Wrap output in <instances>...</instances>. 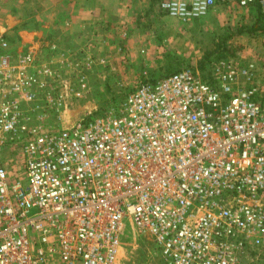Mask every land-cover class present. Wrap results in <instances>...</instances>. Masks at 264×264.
Wrapping results in <instances>:
<instances>
[{"label": "built area", "instance_id": "2783aa9c", "mask_svg": "<svg viewBox=\"0 0 264 264\" xmlns=\"http://www.w3.org/2000/svg\"><path fill=\"white\" fill-rule=\"evenodd\" d=\"M227 5L264 14V0L158 2L182 24ZM25 60L0 53V264H124L125 221L160 264L264 257V50L217 61L209 79L186 68L141 84L103 116L48 130L22 111L36 82ZM8 148L22 180L9 178Z\"/></svg>", "mask_w": 264, "mask_h": 264}, {"label": "rangeland", "instance_id": "374dc122", "mask_svg": "<svg viewBox=\"0 0 264 264\" xmlns=\"http://www.w3.org/2000/svg\"><path fill=\"white\" fill-rule=\"evenodd\" d=\"M120 1L116 9L97 7L96 15L66 30L64 16L51 25L53 15L45 10L49 0H0V37L7 44L0 53L16 66L20 57L26 58L21 71L36 80L33 98L21 103L32 123L41 129H63L103 116L139 85L186 68L209 79L210 59L202 67L200 63L207 53L210 58L222 38L228 59L243 62L263 56L262 36L236 31L253 22L254 11L216 6L205 17L182 24L162 13L158 0ZM62 6V1L57 3L58 14ZM2 159L10 180H22L16 151L8 148ZM124 223L122 263L160 264L152 240L134 235ZM251 264H264V257Z\"/></svg>", "mask_w": 264, "mask_h": 264}, {"label": "crops", "instance_id": "0c3cea01", "mask_svg": "<svg viewBox=\"0 0 264 264\" xmlns=\"http://www.w3.org/2000/svg\"><path fill=\"white\" fill-rule=\"evenodd\" d=\"M50 4L47 3L46 11L48 12V15H53L50 19L52 20L51 25L55 26V19L56 17L64 16L66 18V25L68 26L66 30L74 28L75 25L81 24V22H85L88 18H90L92 15L97 14V7L104 8L107 5H117L116 7L112 6L114 9L119 7L118 4H122V1L120 0H49ZM62 1V14H58L57 3ZM145 1V0H143ZM122 9V8H121ZM121 12V10H120ZM119 11L116 12V14H120ZM77 23V24H76ZM59 26V25H58ZM55 28V27H53Z\"/></svg>", "mask_w": 264, "mask_h": 264}, {"label": "trees", "instance_id": "16d2710c", "mask_svg": "<svg viewBox=\"0 0 264 264\" xmlns=\"http://www.w3.org/2000/svg\"><path fill=\"white\" fill-rule=\"evenodd\" d=\"M249 11H254L255 17L253 19V22L248 25H240L239 27H237L236 31L239 34L248 33L250 35H258L264 37V14L261 12L259 6L257 5L253 6ZM215 49L216 50L212 51L213 53L210 52V58L209 53L204 56V61H201L200 67H202L205 61H208L210 59L211 70L212 65L217 61L228 59V56H224L223 54V52L226 51V39L222 38ZM212 54H216L217 56H211Z\"/></svg>", "mask_w": 264, "mask_h": 264}]
</instances>
